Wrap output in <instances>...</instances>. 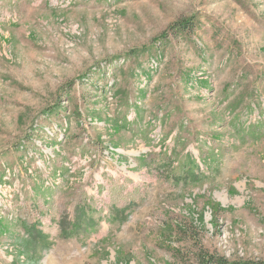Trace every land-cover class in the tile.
<instances>
[{"label":"rangeland","instance_id":"1","mask_svg":"<svg viewBox=\"0 0 264 264\" xmlns=\"http://www.w3.org/2000/svg\"><path fill=\"white\" fill-rule=\"evenodd\" d=\"M264 264V0H0V264Z\"/></svg>","mask_w":264,"mask_h":264},{"label":"trees","instance_id":"2","mask_svg":"<svg viewBox=\"0 0 264 264\" xmlns=\"http://www.w3.org/2000/svg\"><path fill=\"white\" fill-rule=\"evenodd\" d=\"M211 264H226V263L221 260H215V261H212Z\"/></svg>","mask_w":264,"mask_h":264}]
</instances>
